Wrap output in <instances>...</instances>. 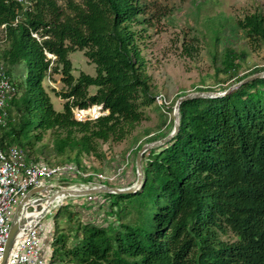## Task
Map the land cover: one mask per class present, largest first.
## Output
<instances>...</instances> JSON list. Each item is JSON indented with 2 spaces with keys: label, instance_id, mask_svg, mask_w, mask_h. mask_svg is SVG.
Returning a JSON list of instances; mask_svg holds the SVG:
<instances>
[{
  "label": "trees",
  "instance_id": "trees-1",
  "mask_svg": "<svg viewBox=\"0 0 264 264\" xmlns=\"http://www.w3.org/2000/svg\"><path fill=\"white\" fill-rule=\"evenodd\" d=\"M144 13L141 0H0V61L15 87L7 125L0 128V149L17 146L29 160V151L38 152L32 161L49 166V157H60L61 165L87 173L88 158L105 159L102 145L129 137L144 120L142 108L155 105L139 46ZM235 24L248 44H264L262 13ZM76 51L95 65V77L72 75L69 54ZM246 57L245 50L225 48L217 71L235 78L231 86L264 72L257 68L238 77ZM52 75L66 87L52 90L64 101L59 113L42 86ZM91 106L108 114L94 121L74 119V108ZM178 124L169 143L142 155V183L135 194L88 197L86 208L97 206L98 197V206H105L114 222L79 221L68 234L56 229L48 263L264 264V78L223 98L181 103ZM46 133L51 149H35ZM94 180L86 177L85 184ZM228 233L236 240L221 239Z\"/></svg>",
  "mask_w": 264,
  "mask_h": 264
},
{
  "label": "rangeland",
  "instance_id": "rangeland-1",
  "mask_svg": "<svg viewBox=\"0 0 264 264\" xmlns=\"http://www.w3.org/2000/svg\"><path fill=\"white\" fill-rule=\"evenodd\" d=\"M141 2L145 7L143 18L146 19V25L139 46L145 61V73L150 79L152 94L163 95L168 105L164 111L156 105L143 107L144 120L129 137L119 144L102 145L101 151L105 154L103 161L93 157L87 159L89 168L92 167L90 173L93 168L99 171L96 174L105 173L107 177L118 173L112 182L119 188L131 187L136 181L135 153L139 151V147L149 144V140L157 139L160 134L171 133L173 107L178 96L197 93L198 89H212L213 92H218L235 82V78H227L217 71L226 47L236 51L245 50L247 53L245 61L240 63L238 77L251 74L257 68H264V44L259 42L248 44L245 34L235 24L255 12L264 15V0H141ZM58 4L67 12L64 2L59 1ZM141 27L143 26L136 25L135 29L142 30ZM69 60L75 78L80 73L96 76L95 65L88 62L83 51L69 54ZM21 68L17 70V75L21 74ZM42 86L48 93L54 110L62 112L64 101L55 96V93L66 89L60 76H50L42 82ZM92 91L93 89L90 90ZM158 140L160 139L156 141ZM42 145L51 149L50 133L45 134L35 149ZM38 156V152L29 151L31 161ZM48 161L50 165L62 163V159L56 156L49 157ZM54 181L61 187L80 189L86 186V178L81 176L55 177ZM104 184L109 185L107 182ZM32 198L38 199L39 195L34 194ZM87 199L88 197L65 198L61 206L44 215L41 235L47 244H50L56 229L68 234L72 226H78L79 221L86 223L93 220L104 226L114 222L115 218L107 213L105 206L101 208L92 204L94 208H86ZM111 199L114 200V197ZM70 213H75L72 220H69ZM221 239L236 240L232 233L221 236ZM72 240L70 238L69 241ZM45 253L47 257L50 256L48 250Z\"/></svg>",
  "mask_w": 264,
  "mask_h": 264
},
{
  "label": "built area",
  "instance_id": "built-area-1",
  "mask_svg": "<svg viewBox=\"0 0 264 264\" xmlns=\"http://www.w3.org/2000/svg\"><path fill=\"white\" fill-rule=\"evenodd\" d=\"M17 1L22 2V0ZM3 28L4 26L1 27V29ZM33 37L37 38L36 35H33ZM47 56L52 60L55 59L52 55ZM14 93L15 87L0 61V128L7 125L8 102ZM154 104L162 111L168 105L165 97L158 94L154 95ZM72 112L77 122L94 121L108 114V111L104 110L102 106H91L87 109L74 108ZM85 173L72 164L49 166L43 162H33L28 160L25 152L17 146H11L6 150L0 149V264L15 209L30 190L44 188L49 185L52 186L54 191L67 188L76 189L57 185L54 181L55 177L74 178L81 176L86 178L93 176L95 183L80 188L85 189L105 185V182L113 183L112 181L119 175L116 173L112 177H107L102 173ZM32 196L25 203L27 206H25V210L19 218V220L25 219L26 222L19 230L7 264H50L47 261L48 257L45 252L48 250L50 254L51 250L41 235V224L44 215L61 206L65 198L53 202L48 207V202L35 204L42 199V196L39 195L38 199H33ZM41 212H43L42 216L40 215Z\"/></svg>",
  "mask_w": 264,
  "mask_h": 264
},
{
  "label": "water",
  "instance_id": "water-1",
  "mask_svg": "<svg viewBox=\"0 0 264 264\" xmlns=\"http://www.w3.org/2000/svg\"><path fill=\"white\" fill-rule=\"evenodd\" d=\"M264 78V72H260L257 74H254L252 76H249L239 83L229 87L227 90L223 92H197V93H191L184 95L177 99L174 107H173V114H172V121H173V128L171 133L166 135L164 138L155 141L153 143H149L146 145H143L141 149L137 152L135 157V171H136V181L134 185L131 187L126 188H116V187H110L108 185H100L95 187H89L85 189H63L60 191H54L52 189V186L47 187H41L30 190L28 193H26L25 197L21 200V202L18 204V206L15 209V213L12 219V223L10 226V231L8 235V239L4 248L3 256L1 264H7L9 254L15 244L17 235L19 233L20 228L25 224L26 220L21 219L19 220L22 212L25 210V203L29 200V198L34 195H40L42 196V199L38 200L35 204L39 205L41 202H48V207L51 206V204L55 201H60L63 198H70V197H91V196H97L101 194H115V195H130L135 194L141 187L142 183V170H141V158L142 155L152 149H157L159 147H162L169 143L178 133L179 124H178V110L181 103L195 100V99H219L223 98L233 91L237 90L244 84ZM40 215H43V212L40 213Z\"/></svg>",
  "mask_w": 264,
  "mask_h": 264
},
{
  "label": "crops",
  "instance_id": "crops-1",
  "mask_svg": "<svg viewBox=\"0 0 264 264\" xmlns=\"http://www.w3.org/2000/svg\"><path fill=\"white\" fill-rule=\"evenodd\" d=\"M97 198H98V197H97ZM97 201H98V202H97L98 205H100V204H101V200H100V199H97ZM98 205H97V206H98ZM96 208H97V207H96Z\"/></svg>",
  "mask_w": 264,
  "mask_h": 264
}]
</instances>
